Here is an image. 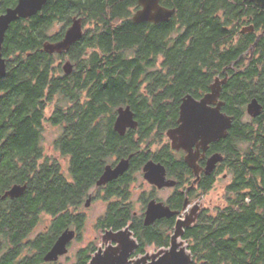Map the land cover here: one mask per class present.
I'll list each match as a JSON object with an SVG mask.
<instances>
[{
  "label": "trees",
  "instance_id": "trees-1",
  "mask_svg": "<svg viewBox=\"0 0 264 264\" xmlns=\"http://www.w3.org/2000/svg\"><path fill=\"white\" fill-rule=\"evenodd\" d=\"M161 4L175 9L169 21L135 23L138 0H48L36 15L10 25L2 48L7 74L0 77V196L14 185L26 188L0 202V264H55L45 255L66 229L82 234L87 218L78 209L108 162L131 154L129 171L105 189L109 203L97 227L129 226L139 243L133 257L151 246L170 247L177 217L146 225L130 200L131 184L150 158L183 180L191 173L183 158L149 148L176 125L184 97L202 98L226 75L221 99L233 124L226 138L211 143L208 153L223 160L192 200L206 195L219 175L231 180L221 202L203 209L182 240L192 264H264V6L246 0ZM74 18L82 19L81 39L61 53L43 50L44 43L63 39ZM55 23L62 29L49 33ZM64 58L73 64L70 74L58 63ZM254 98L263 107L256 117L247 111ZM126 105L138 126L121 135L114 124ZM46 121L62 126L55 147L68 157L67 173L45 154ZM185 200L178 193L173 209L182 213ZM44 215L52 218L48 229L31 237ZM97 250L81 248L74 264H88Z\"/></svg>",
  "mask_w": 264,
  "mask_h": 264
},
{
  "label": "water",
  "instance_id": "water-1",
  "mask_svg": "<svg viewBox=\"0 0 264 264\" xmlns=\"http://www.w3.org/2000/svg\"><path fill=\"white\" fill-rule=\"evenodd\" d=\"M48 0H18L14 7H9L5 13L0 15V77L7 74V61L3 56L2 48L5 41L6 32L12 22L20 18H28L36 15L47 3ZM256 2L264 6V0H246ZM140 8L135 11L132 20L135 23L152 22L160 23L169 21L175 13V9H170L161 4V0H138ZM254 30V27L245 28V31ZM83 22L81 18H74L73 23L66 30L63 39L56 42L44 43L43 50L49 53H61L68 50L72 44L77 42L83 36ZM67 74L73 70V64L67 60L63 65ZM228 75L224 78L217 77L211 85V91L202 98L197 99L188 94L184 97L180 108L178 126L168 130V136L174 149H184L187 152L186 162L194 170L196 178L195 183L200 179L202 168L198 164L200 151L194 150L197 145L206 152L212 142L219 141L229 135V130L233 124V116L223 111L225 102L221 99L223 85L227 82ZM262 104L254 98L247 107L248 113L256 117L262 112ZM138 121L135 119V113L130 105L118 108V116L115 121V130L124 135L128 128H136ZM223 160L221 153L213 154L209 159L204 172L211 174L218 163ZM130 165L128 158L122 159L113 167L106 166L104 173L98 181V185L117 179L124 174ZM144 177L158 185L159 187L171 186L175 181L167 180L166 168L161 163L148 161L144 166ZM25 185H14L3 196H0V202L7 196H20ZM91 203L87 200L86 206ZM189 202H185L187 209ZM199 206L195 205L190 215L182 217L183 213L172 210L163 202L155 200L148 204L145 216L146 225L154 223L157 219L163 217L177 216L175 232L172 235L171 246L161 248L156 253L147 252L139 257H133V254L139 247L138 240L129 226L120 229H106L103 240L108 244L106 247H99L92 255L88 264H192V255L188 251L182 236L185 229L191 226L198 217ZM179 216V217H178ZM77 232L75 229H66L56 240L52 248L45 255V261L56 262L69 252V245L75 239Z\"/></svg>",
  "mask_w": 264,
  "mask_h": 264
},
{
  "label": "rangeland",
  "instance_id": "rangeland-1",
  "mask_svg": "<svg viewBox=\"0 0 264 264\" xmlns=\"http://www.w3.org/2000/svg\"><path fill=\"white\" fill-rule=\"evenodd\" d=\"M62 26L63 23H56L49 33L59 32L62 29ZM67 60V58H64L62 60L60 59L58 60V63H60V65H64ZM55 100L57 102V99ZM48 114L50 115L51 111H49ZM44 125L45 131L42 144L44 147L45 154L46 156L52 157L53 159H58L60 162H62L64 171H66L67 173L69 163L68 157L62 155V153L55 147L56 139L62 134V126L53 125L48 121H46ZM113 161L114 159H112L110 162ZM230 180L231 178L227 175L221 174L218 176L214 187L206 195L202 196L197 201L196 204L200 205L201 210L206 208H214L221 202V194L226 184ZM145 182L146 181L143 176V172H139L136 174V180L131 186L132 198L134 200V206L136 210H140L141 207V204L139 202V195H141V193L147 188V186H145ZM87 200L88 199H86L82 206L78 209L79 212L85 213L87 218L86 224L82 231V238L76 240L74 239L71 242L72 244L69 245V252L63 256H60V258L57 262H55V264H74L77 260L78 250L87 247L90 244H94L97 247L107 246L108 243L103 240V235L105 231H101L98 229L97 222L98 219L105 214L109 202L99 198L95 202L92 201L89 206H86ZM193 206L195 205H192L188 210L184 212V218L186 215L191 214V209L193 208ZM51 219V216L44 215L41 222L34 229V232L32 233L31 237H35L37 234L46 231L51 223ZM185 245L187 246L186 243ZM158 250L159 249H157L156 247L151 246L148 248L147 252L153 254L156 253Z\"/></svg>",
  "mask_w": 264,
  "mask_h": 264
},
{
  "label": "flooded vegetation",
  "instance_id": "flooded-vegetation-1",
  "mask_svg": "<svg viewBox=\"0 0 264 264\" xmlns=\"http://www.w3.org/2000/svg\"><path fill=\"white\" fill-rule=\"evenodd\" d=\"M17 3H18V1H17ZM16 3V4H17ZM16 4L14 5V6H16ZM13 5H10L9 4V0H0V15H2L3 13H5L6 12V10L9 8V7H14ZM42 10V9H41ZM40 12V11H39ZM38 12V13H39ZM29 18V17H28ZM21 19V18H20ZM23 19H27V18H23ZM73 23V22H72ZM71 23V24H72ZM56 24V23H55ZM54 24V25H55ZM54 27V26H53ZM70 27V25L69 26H67V28L66 29H68ZM55 103H56V100L55 101H53L52 102V104H49L45 109V117H46V119H49L51 116H52V114H53V112L55 111V109H56V106H55ZM49 111H51V114L49 115L48 114V112ZM135 113V112H134ZM118 116V115H117ZM117 119V118H116ZM135 119H136V115H135ZM179 119V118H178ZM178 119L176 120V125L174 126V127H177L178 126V124H179V122H178ZM137 120V119H136ZM56 126H58V125H56ZM174 127H172V128H174ZM114 128H115V124H114ZM130 129H132V128H128L127 130H126V133L128 132V130H130ZM116 131V130H115ZM154 132H156V131H154ZM125 133V134H126ZM153 134H155V133H153ZM43 142V141H42ZM213 143V142H212ZM211 145V144H210ZM210 145H209V147H210ZM149 150L151 151H154V152H159V153H161L162 154V156H166V154H167V152L169 153V154H171V152H172V154H173V156H177V158L178 159H181V158H183L184 159V161H185V163L187 164V162H186V155H187V152H186V150H184V149H174L173 147H172V144H171V140H170V138H169V136H168V131L167 132H165V136H163V138H162V140L160 141V142H158V143H156V144H154L152 147H150L149 148ZM172 150V151H171ZM194 150H195V152L196 151H200V156H199V159H198V164H199V166L202 168V170H201V172H200V179L198 180V182L197 183H195L194 182V180H195V178H196V175H195V172H194V170L188 165V167L190 168V170H191V173L190 174H188L187 176H186V178L183 180L182 178H181V175H179V174H172L171 173V171H170V168H168L167 166H166V164H165V162H162V161H159V160H156L155 158H150L148 161H154V162H156V163H161L162 165H164L165 166V168H166V178H167V180H172V181H175V184L174 185H171V186H163V187H159L158 185H156V184H154V183H151L150 181H148L145 177V186H147V188L141 193V195H139V202H140V204H141V207H140V210H136V214L138 213V212H142L143 214H144V216H146V210H147V207H148V204L151 202V201H153V200H155V201H157V202H163L165 205H167V206H169L172 210H174V211H179V210H177V209H173V207L172 206H174L175 204H176V202H177V194L178 193H183V194H185V196H186V200L185 201H188L189 202V204H188V207H187V209H185V207H184V211L183 212H185L186 210H188L192 205H197L196 203H197V201L200 199V198H197V199H195L194 201L192 200L193 199V196L194 195H196L199 191H197V189H198V186H199V184L201 183V182H207V180L208 179H206V176H210L211 174H206L205 172H204V169L206 168V166H207V163H208V159L213 155V154H209L208 153V150H209V148H208V150L206 151V152H204L203 151V149L201 148V147H199V146H197V145H195L194 146ZM126 158H128L129 160H130V164H131V159L133 158V155L131 154V155H129V157H125V158H115L114 159V161L113 162H108V164H107V166L108 165H111V166H113V167H115L118 163H119V161L120 160H122V159H126ZM163 159V158H162ZM163 160H165V159H163ZM147 163V162H146ZM145 163V164H146ZM145 166V165H144ZM144 166L138 171V172H136V174L137 173H139V172H143V176H144ZM129 168H130V165H129ZM129 171V169L124 173V174H126L127 172ZM104 173V172H103ZM178 173H179V171H178ZM124 174H122V175H124ZM121 175V176H122ZM102 176V175H101ZM120 177V176H119ZM101 178V177H100ZM99 178V179H100ZM118 179V178H117ZM116 180V179H115ZM99 181V180H98ZM98 181H97V183L93 186V187H91V189H90V191H89V193H88V196H87V198L86 199H90V201L92 202H95L97 199H103V200H106L105 198H104V196H105V194H106V188H107V186H108V184L109 183H111L112 181H110V182H107L106 184H103V185H98ZM114 181V180H113ZM134 182H132V184H133ZM132 184H131V186H132ZM85 199V200H86ZM131 202L133 203V205H134V200H133V198L131 197ZM106 201H108L109 202V200H106ZM199 206V209H198V215H199V213L203 210H201V207H200V205H198ZM135 207V206H134ZM193 208H194V206H193ZM193 208L191 209V212L193 211ZM182 212V213H183ZM82 213V212H81ZM85 214V213H84ZM173 217H177V216H173ZM179 217V216H178ZM182 217H183V215H182ZM164 218H169V217H163V218H160V219H157V220H161V219H164ZM171 218V217H170ZM156 220V221H157ZM75 230H76V232H77V235H76V237H75V240L76 239H80L81 237H82V234L79 232V230L77 229V227H75L74 228ZM102 231V230H101ZM72 243H70V245H71ZM98 248H99V246H98ZM80 250V249H79ZM78 250V251H79ZM57 262V261H56ZM55 263V262H54Z\"/></svg>",
  "mask_w": 264,
  "mask_h": 264
}]
</instances>
